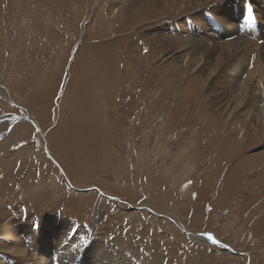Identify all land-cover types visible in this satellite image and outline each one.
<instances>
[{
    "label": "rangeland",
    "instance_id": "1",
    "mask_svg": "<svg viewBox=\"0 0 264 264\" xmlns=\"http://www.w3.org/2000/svg\"><path fill=\"white\" fill-rule=\"evenodd\" d=\"M58 1L0 0V85L32 118L33 107L52 156L35 126L20 121L24 111L0 93V204L17 203L21 216L34 213L37 232L52 216L91 227L99 217L110 239L129 236L127 245L157 264H264V127L259 124L253 134L248 124L241 129L233 117L224 118L231 84L215 92L213 85L199 91L188 84L194 76L177 85L165 81L153 58L158 48L148 42L166 23L159 15L145 22L140 8L141 15L134 16L141 25L130 18L126 25L114 16L120 0ZM225 1L213 8L217 16L226 12ZM240 8L241 19L250 15L264 28V11ZM135 41L143 52L132 51ZM260 47L258 56L242 49L236 55L264 60V44ZM141 54L147 59L134 57ZM261 88L255 79L241 91H251L258 107L264 101ZM82 119L93 120L96 133L71 137ZM70 185L91 191L75 192ZM141 207L148 209H133ZM157 212L177 216L187 233L175 219L154 216ZM204 233L238 255L201 237ZM144 240L145 247L137 244Z\"/></svg>",
    "mask_w": 264,
    "mask_h": 264
},
{
    "label": "bare ground",
    "instance_id": "2",
    "mask_svg": "<svg viewBox=\"0 0 264 264\" xmlns=\"http://www.w3.org/2000/svg\"><path fill=\"white\" fill-rule=\"evenodd\" d=\"M219 1L221 0H120L118 13L114 16H116L117 20H120V22L125 20L127 23L126 25H129L127 21L129 18L131 22H136L138 25H141V22L134 16L135 13L140 14L139 9L141 8L144 13L145 22L154 18V15H159V17L162 18L160 20H166V23L159 28L158 38L155 39L157 34L153 33L151 39L148 40L149 44L155 45V47L158 48V50L154 52L153 58H158V67H162L161 75L163 79L167 82L174 81L177 85L186 80V76L189 78L194 76V79L191 77L188 84H193L199 91L206 89L209 85H213L211 90H214V88L225 90L224 86L231 84V96L229 97L226 108L222 110V115L224 113V116H226L224 118L228 120L233 117L235 119L234 125H239V123H241V129L242 125L245 124L247 126L248 124L251 128V132L256 134L259 132V124H262L264 127V101L260 102L258 107H255V101L250 97L251 91H241V87L246 85V89H249V83H252L256 79L259 84H262V88L259 90L258 94L263 93L264 96V60L259 57L256 61L244 54L238 57L236 55V49H242L245 52L251 51L254 57L259 55L261 51L260 46L264 44V36L261 33V31L264 32V28L262 27L261 30L258 29L257 20L250 15L241 19L243 11L240 7L244 5L252 8L258 7L261 11H264V0H226L223 6V10H226V12L223 13V17L217 16L213 11V8L218 5L217 2ZM238 1H240V3ZM127 2L130 6L129 4L125 6ZM194 7H197L196 10L198 11L194 14L190 13L183 17H175L174 19L167 18L171 13H177L179 11L187 12ZM235 10L240 11L235 13ZM100 19L102 20V17H100ZM238 27L242 28V31H240ZM104 28L106 29L105 26ZM169 29H171V31ZM220 31H222V33H220ZM171 40L175 41V45L169 44ZM131 48L134 53L143 50L136 41L132 44ZM134 53L132 54L134 55ZM111 57H113V55ZM111 57L108 59H112ZM134 57L138 61L147 59V57L142 54L141 56L135 55ZM102 58L103 57H101V59ZM99 62L100 61H98V66L101 65ZM100 63H103V61ZM112 63L114 64L113 61ZM108 67L109 66H107V68ZM115 67H118V65L112 68ZM104 68L102 67V73ZM98 71L99 70H97V72ZM109 71H106L107 74H109ZM114 71L118 72L116 70ZM111 72L110 75H112ZM99 78L101 79V77L98 76L97 81ZM215 78H218L219 87L215 86L217 84L214 80ZM111 84L113 86V83ZM103 90L107 91L105 88ZM0 93H2L4 97L8 94L5 88H0ZM90 95L92 96L91 93ZM86 97L88 96L86 95ZM98 98L99 97L96 99ZM84 100L83 103L87 102V100ZM105 100L106 99H104V102ZM214 103L216 104V101ZM94 107L98 112H95V114L100 115L101 108H99V105L95 104ZM235 111L237 112L235 113ZM106 112L104 111V113ZM237 113L239 114L237 115ZM239 116H241V119ZM78 121L75 131L70 135L71 137L81 134L84 138H91V136L96 133L94 129L98 126L95 125L96 123H93V120L89 121L87 119H82ZM228 132V134H230V131ZM230 136L231 138L233 136L232 130ZM43 140L46 142L45 138ZM79 140L81 142V139ZM82 144L81 142V145ZM259 155L260 154H258V156ZM259 158H262V156ZM226 193L228 194V192ZM126 204H128V202H126ZM8 205L11 206L9 209ZM19 208H21V206L15 202L9 204V200L7 204L0 206V264H157V261L149 257L146 252H141L140 249L137 252L133 251V247L127 245L130 242L129 236H126V239L116 242L110 239L109 235L111 232L109 234L103 232L100 225L101 219L99 217L93 219L95 223H92L91 227L84 223H79L77 220H75V223L73 218L70 217L58 219L52 216L50 220L46 219L44 226H41V228H39L40 230L37 232V228H35L33 224V219H35L34 213H27L26 216H21L19 214ZM143 208L148 209L147 207L133 209L143 210ZM13 210H16L19 216L15 217L12 214ZM153 214L157 218L159 217L158 212ZM163 214L164 215H160L166 216V218L173 221L175 219L179 228L185 231V228H183L177 216ZM27 219H29V221H27ZM21 234H23V236H21ZM189 235L190 237L194 236L193 234ZM200 236L206 238L204 235L202 236V234H200ZM194 237H197V235ZM137 244H143L144 247L146 246L145 240L138 241ZM201 257L203 258V256ZM55 258L57 259L55 260Z\"/></svg>",
    "mask_w": 264,
    "mask_h": 264
},
{
    "label": "water",
    "instance_id": "3",
    "mask_svg": "<svg viewBox=\"0 0 264 264\" xmlns=\"http://www.w3.org/2000/svg\"><path fill=\"white\" fill-rule=\"evenodd\" d=\"M0 88H2V85H0ZM8 93V92H7ZM7 102H9L11 105H13L14 107L16 108H20L22 109L24 112H25V116L21 117L20 119H24V120H27L29 122H31L36 130L38 131V134L40 136V139H41V144L42 146L45 148L46 152L50 155V157L52 158L50 152L48 151L47 149V145H46V142L43 140L45 138V135L44 133L42 132V130L40 129L39 125L37 124V122L27 113L26 109L23 108L21 105H19L18 103H16L12 98L11 96L9 95V93L7 94V96H5ZM71 186V185H70ZM72 189L75 191V192H79V193H84V192H87V191H91V190H80V189H77L73 186H71ZM162 215V214H161ZM160 214L158 216H161ZM183 230V229H182ZM184 231V230H183ZM185 233H187L186 231H184ZM205 237V236H204ZM215 245H218L220 247H222L224 250H226L225 248H227V250L233 254H237L231 247L223 244V243H220V244H215ZM240 255V254H239Z\"/></svg>",
    "mask_w": 264,
    "mask_h": 264
},
{
    "label": "snow or ice",
    "instance_id": "4",
    "mask_svg": "<svg viewBox=\"0 0 264 264\" xmlns=\"http://www.w3.org/2000/svg\"><path fill=\"white\" fill-rule=\"evenodd\" d=\"M202 235H204V236L206 237V239H207L208 241H210L211 243H213V244H220V243H221V242L218 241V240L215 238V236H214L213 234H211V233H204V234H202Z\"/></svg>",
    "mask_w": 264,
    "mask_h": 264
},
{
    "label": "crops",
    "instance_id": "5",
    "mask_svg": "<svg viewBox=\"0 0 264 264\" xmlns=\"http://www.w3.org/2000/svg\"><path fill=\"white\" fill-rule=\"evenodd\" d=\"M27 61L30 62V60H28V59H27ZM0 78H1V77H0ZM31 109H32L31 112H32L33 118L36 119L37 116H36V114H35V111H33V110H34L33 107H31ZM33 112H34V114H33ZM24 113H25V112H24ZM22 120L25 121L24 119H20V121H22ZM27 127H28V126H27ZM29 129H30V128H29ZM36 131H37V130H36Z\"/></svg>",
    "mask_w": 264,
    "mask_h": 264
}]
</instances>
